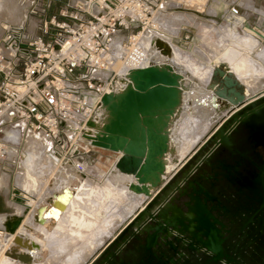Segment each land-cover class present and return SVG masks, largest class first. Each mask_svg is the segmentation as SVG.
I'll list each match as a JSON object with an SVG mask.
<instances>
[{
	"label": "rangeland",
	"instance_id": "obj_1",
	"mask_svg": "<svg viewBox=\"0 0 264 264\" xmlns=\"http://www.w3.org/2000/svg\"><path fill=\"white\" fill-rule=\"evenodd\" d=\"M32 1L0 0V37L2 27L7 22L22 21L27 6ZM230 1L207 0L203 10L171 11L163 24L167 34L159 33L171 40L183 59L189 60L186 63L181 62L174 56L177 66L185 69L186 83L192 84L186 90L183 111L172 128L174 140L180 139L186 128L195 123L194 118L205 116L204 111L213 110L211 105L213 91L207 89L211 77H204L200 70L194 73L192 65H202L201 68L209 70L217 60L237 55L245 56L244 58L249 60L252 58L250 61H254L255 67L259 65L256 69L264 72V0H239L244 7L242 11L245 16L242 15L244 16L242 20H239V17L228 16ZM59 3L53 2L51 13L55 12ZM218 4L224 8L218 10L216 8ZM248 6L254 8L250 10L245 8ZM185 23L191 26V37L187 42H181L175 36L178 33L182 34L180 28ZM151 51L148 55L154 54ZM156 54L154 55L157 56ZM263 72L261 75H264ZM258 80L257 89L251 93L253 97L264 91V77ZM249 100L243 97L241 103H247ZM238 107L239 105L208 120L205 124L207 127L205 126L201 136L195 140L183 159L184 162H180L175 170L170 172L171 180L168 179L150 200L143 202L141 206L143 208L139 207L131 214L128 207L120 206L118 199L107 198L103 201L97 212V229L105 228L106 221L115 218L112 216L118 212H123L124 218L122 217L123 220L121 219L116 227L105 231L101 241L97 242L96 251L83 264H264V137L263 134L248 128L243 121H236ZM222 124L227 125L228 132L222 139L220 136L216 138V130ZM5 136L14 142H21L26 156L15 175L9 178L8 174L3 172L1 177L5 175V178L10 180V185L24 184L22 186L25 188L24 191L30 195L28 197L26 194L28 198L17 201L23 205V208L18 209L21 215H24V204L27 203V199L30 211L25 215L14 238L18 234L23 242L30 240L32 244L36 243L40 253L46 251L51 261L45 264H73L69 262V258L79 248L86 246L91 232L82 228L81 234L66 244V234L59 238L55 236L56 230L51 232L49 228L45 234L42 233L41 224L37 219V209L48 204L55 191L75 186L72 174L74 171L86 176L98 189V193L104 194L103 190L109 186L107 178L109 179L119 154L92 147L89 152L69 157L67 165L59 166L52 158L48 161L45 141L38 133L29 132L22 140L21 129L11 128L5 131ZM31 138L33 141L41 142H37L39 149L31 147V150L28 144ZM73 158L83 161L84 169L73 167ZM116 171L110 178L113 179L117 175L119 170L116 168ZM189 181H200L217 195L214 200H208V204L214 207L212 208L214 213L224 221L223 226L215 223L216 227L219 225L218 227L223 230L224 235L216 236L217 240L210 239L207 244L199 242L195 235L191 238L187 233L176 230L177 234L170 236L175 242L173 246L167 238L169 236L167 228H171L172 231L175 229L161 220L159 209L167 200L172 199L183 207L187 196L180 190L186 187L191 190L188 186ZM172 183L176 189H171L165 201H162V196ZM24 191L21 190V194H24ZM202 198L206 200V197ZM143 213H147L145 218L141 217ZM2 217L3 214L0 213V226L3 228ZM147 222L156 226L150 233L141 230ZM3 235L4 231L0 240L4 239ZM2 244L0 242V245ZM17 250L31 253V247L29 250L20 248Z\"/></svg>",
	"mask_w": 264,
	"mask_h": 264
},
{
	"label": "built area",
	"instance_id": "obj_2",
	"mask_svg": "<svg viewBox=\"0 0 264 264\" xmlns=\"http://www.w3.org/2000/svg\"><path fill=\"white\" fill-rule=\"evenodd\" d=\"M55 1L60 3L51 13ZM206 3L33 0L22 21L7 22L0 39V178L3 172L15 175L25 157L21 142L5 136L7 129L19 128L24 136L38 133L46 154L59 166L89 152L93 140L78 134L90 129L86 121L105 107L102 97L116 80L144 64L149 46L157 49L156 35L167 34L162 17L174 10H203ZM243 8L241 1L231 0L227 14L242 20ZM180 29L175 37L187 42L191 26ZM72 166L82 170L85 165L73 158ZM7 188L10 200L26 198L14 183Z\"/></svg>",
	"mask_w": 264,
	"mask_h": 264
},
{
	"label": "bare ground",
	"instance_id": "obj_3",
	"mask_svg": "<svg viewBox=\"0 0 264 264\" xmlns=\"http://www.w3.org/2000/svg\"><path fill=\"white\" fill-rule=\"evenodd\" d=\"M169 14L162 17V24H165ZM154 42L157 49L149 46L146 61L142 66L136 68L141 69L153 66L164 69L173 76L174 83L164 84L161 88L163 91L161 96H154L148 99L133 96L127 102H123V97H121L123 93L126 91L134 93L133 89H137L135 86L137 78L140 77L139 73L134 71L136 68L130 69L109 88V92L107 93L111 94L109 99L110 106L108 108L98 107L90 119L86 121L90 129L82 134H78L82 139H95L104 143L103 145L93 143V147L107 149L120 154L119 160L115 164L110 176H113L114 171L117 172L116 168L119 172L113 179L110 176L109 179L107 178L109 186L103 190V197L86 176L84 177L82 174L74 171L72 174L75 179V186H67L62 191H55L52 198L49 199V203L41 205L37 209V219L40 222L38 223L41 224L40 229L42 233L45 234L47 228H49V230H52L51 232L55 229V236L59 238L66 234V244L77 238L81 234L82 228L91 232L86 246L79 248L69 258V262L73 264H83L86 262L85 260L96 251L97 242L101 241L105 231L107 232L110 228L116 227L121 222L123 212H118L112 216L115 218L106 221L105 228H96L97 212L104 200L107 198L118 199L120 206L128 207L131 214L137 208H143L141 207L144 204L143 202L151 199L153 194L170 178V172L175 170L178 164L189 153L195 140L201 136L207 127L205 124H207L209 119L216 115L219 116L221 113L237 105H239L237 109H240V107L251 103L254 99L256 100L264 94L263 91L258 96L253 97L251 95L258 87V79L262 76L264 77V75H261L263 71L261 72V70L256 69L259 65L257 64L258 66L255 67L254 61H250L252 58L249 60V58H244L245 56L234 55L232 58L219 59L209 70L203 67L202 69V65H195L193 63L194 73H198L200 70L204 77H211L207 89L213 91L211 104L213 110L210 112H208L209 110L204 111L205 116L201 115L197 116L198 118H194L195 123L186 128L185 133L180 139L176 138L174 140L172 138V128L183 111L186 90L192 85L191 83H186L185 69L182 66H177L174 62V56L185 63L188 59H183L177 52L176 46L164 36L157 34ZM150 51L154 54L157 53V56L154 54L148 55ZM118 68L122 71V61L119 62ZM141 91L140 94L143 95L145 90L142 89ZM242 97L250 100L243 104L240 101ZM226 126L223 124L216 131V138L224 136L227 133ZM252 130L263 134L258 126ZM33 140L31 138V141L28 143L30 148H38L37 142H41ZM137 149H142L140 150L143 155L141 162L139 156H132L138 154L135 151ZM46 157L48 161L51 159L48 155ZM178 157L181 158L179 159ZM132 162L133 164H131ZM166 197L162 196L161 200L165 201ZM162 210V207H160L159 215L164 213ZM29 211L30 206L25 205L24 215H8L6 217L3 224V244L0 245V264H13V262L16 264H45L51 261L46 251L43 250L40 253L36 243L32 244L30 240L23 242L22 237L18 234L14 238L25 219V215ZM146 214H141V217L145 218ZM141 230L144 233L147 232V224ZM39 232L41 233V231ZM205 234L212 241L215 240L211 234ZM30 247L31 253L17 250L18 248L29 250ZM18 253H25L27 258L25 260L19 259L17 257ZM12 258L16 260L13 261Z\"/></svg>",
	"mask_w": 264,
	"mask_h": 264
},
{
	"label": "flooded vegetation",
	"instance_id": "obj_4",
	"mask_svg": "<svg viewBox=\"0 0 264 264\" xmlns=\"http://www.w3.org/2000/svg\"><path fill=\"white\" fill-rule=\"evenodd\" d=\"M221 126H223V124ZM220 127H218L217 130ZM170 180L171 179H169L168 181ZM174 185L175 184L172 183L163 196H168V193L171 189H176L173 187ZM188 186H190L191 190L188 187L182 188L180 190L182 194L187 196L183 207L177 202L173 201V199L167 200L164 205H161L163 209L162 211L164 212L160 214L161 220L167 226H172L175 229L172 231L171 228H167V233L169 235L167 238L168 240H170V244L173 246L175 245V242L174 240L170 239V236L176 235V230L187 233L191 238L192 235L196 234V238H198L199 242L201 243H207L210 240L205 233L211 234V236L216 240V236L219 237L220 235H224L223 230L218 227L219 225H217L218 228L215 225V223L218 222L223 226L224 221H222L220 217H218L216 213H214V210L212 209L214 207H211L208 204V200H214V198H217V195H215V193L212 192L210 188H207L206 185L200 181H189ZM203 196L206 197V200L202 198ZM146 224L148 233H150L154 229V227H156L150 222H147Z\"/></svg>",
	"mask_w": 264,
	"mask_h": 264
},
{
	"label": "water",
	"instance_id": "obj_5",
	"mask_svg": "<svg viewBox=\"0 0 264 264\" xmlns=\"http://www.w3.org/2000/svg\"><path fill=\"white\" fill-rule=\"evenodd\" d=\"M156 44V43H155ZM136 73H139L140 77L137 78L136 87L137 89H133L134 93L130 91H126L123 93L121 97H123V102H127L130 98L135 96L136 98H152L154 96H161L164 84L174 83L173 76L164 69H159L157 67L148 66L141 69H134ZM145 90L143 95L140 94L141 90ZM131 90V89H129ZM111 97L110 93H105L102 97V102L105 107H109V99ZM243 98V97H242ZM242 98L240 101H242ZM238 103V102H237ZM257 106V107H256ZM238 117L236 121H243L248 128L253 129L258 126L259 130L264 134V94L258 97L256 100L252 101L249 104H246L244 107L238 109ZM262 127V128H261ZM223 138V135L221 136ZM264 137V135H263ZM93 143L98 145H103V142H99L98 140H93ZM115 147V146H114ZM115 149V148H114ZM142 150V149H140ZM140 150H135L136 153L132 156H139L140 162L143 159L142 152ZM140 153V154H139ZM133 164V162L131 163ZM130 164V166H131ZM134 166V165H133ZM132 166V167H133ZM17 257L19 259H26L27 256L25 253H18Z\"/></svg>",
	"mask_w": 264,
	"mask_h": 264
},
{
	"label": "crops",
	"instance_id": "obj_6",
	"mask_svg": "<svg viewBox=\"0 0 264 264\" xmlns=\"http://www.w3.org/2000/svg\"><path fill=\"white\" fill-rule=\"evenodd\" d=\"M216 8L218 9V10H221L222 8H224V6H222V5H216ZM216 11V10H215ZM233 23V22H232ZM235 25V24H234ZM206 29V31L208 30V28L206 27L205 28ZM176 43V42H175ZM179 45V44H178ZM23 139H25V136L23 135V138H22V140ZM25 147H26V140H25ZM99 149H102V148H99ZM103 150H105V149H103ZM119 154V153H118ZM119 157H120V154H119V156H118V160H119ZM116 164V163H115ZM66 170V169H65ZM3 183V184H2ZM9 183H10V180H7L6 178H5V175L4 176H2L1 178H0V206L2 207V208H0V213H2L3 214V217H2V224H4V221L6 220V217L8 216V215H21V213L19 212V208H23V205L22 204H20V203H18V202H14V201H12V200H10L9 198H7V192H8V188L6 187L7 185H9ZM6 185V186H5ZM24 184H21V185H19L18 184V186L24 191V189L25 188H23L22 186H23ZM7 188V189H6ZM24 193H25V197L26 198H28L30 195H29V193H27V192H25L24 191ZM26 194H28V197H27V195ZM55 199V198H54ZM24 205H28V199H27V203L26 204H24ZM3 228H4V225H3ZM4 230V229H3ZM0 242L1 243H3V241H2V239L0 240Z\"/></svg>",
	"mask_w": 264,
	"mask_h": 264
}]
</instances>
